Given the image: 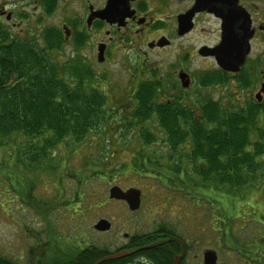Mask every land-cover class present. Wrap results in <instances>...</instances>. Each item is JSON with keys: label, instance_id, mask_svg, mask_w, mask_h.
<instances>
[{"label": "flooded vegetation", "instance_id": "af4514ba", "mask_svg": "<svg viewBox=\"0 0 264 264\" xmlns=\"http://www.w3.org/2000/svg\"><path fill=\"white\" fill-rule=\"evenodd\" d=\"M0 23L5 27L9 25L7 28L14 30L20 38L33 36L35 40H42L44 30L55 33L56 38L61 39L55 40L56 53H62L66 45H73L76 49V41L82 39L84 45L79 48L89 50L93 68L98 64L112 65L121 51L123 57L133 52L139 62L131 63L124 58L123 66L128 68L130 78L126 80L123 95H106L107 101L119 98L120 102L134 105L131 102L139 89L143 87L144 90L146 85L151 92L148 103L177 109L173 115L178 119L179 127L152 129L158 138V142L152 145L156 150L152 161L162 166V170L169 171L166 177H161V173L154 176L166 183L185 185L178 190L190 198L199 182L218 184L233 177L228 169L225 177L223 171H219L221 175L203 174L209 169V162L197 164V135L215 130L214 124L206 120L209 114L205 109L212 102L226 110L256 104L259 105V117L264 119V0H11V3L0 0ZM220 46L223 55L233 54L226 60L243 61L238 72L220 67L210 51ZM172 50L175 51V60L167 66V59L154 60V55H166ZM195 63L200 67L195 69ZM218 74H224L228 79L223 83L204 82L206 77ZM222 88L236 89V101L226 102L223 95L214 97ZM151 117L157 118L158 113L153 111ZM170 134L177 136L173 138ZM208 146H204L205 154L209 153ZM144 162L147 163L146 159ZM198 167L202 169L200 173ZM241 175L247 180L243 189L251 184H264V177L260 174L250 176L247 167H241ZM261 211H264L263 207ZM161 228L155 233L158 236L156 241H163L159 246L170 248L175 260L183 252L180 242L170 240L177 237L186 246L180 264H196L199 257L192 253L190 243L168 227ZM261 231H258L256 242L235 241L243 244L240 250L235 248L241 256L240 264L242 259L246 264H264V251L258 253L259 247H264V226ZM131 240L129 238L118 247L133 249H124ZM222 246L231 245L222 240ZM250 246L256 247L255 256L247 249ZM151 261L144 253L138 262L150 264ZM221 263L227 264L218 257L217 264Z\"/></svg>", "mask_w": 264, "mask_h": 264}, {"label": "rangeland", "instance_id": "374dc122", "mask_svg": "<svg viewBox=\"0 0 264 264\" xmlns=\"http://www.w3.org/2000/svg\"><path fill=\"white\" fill-rule=\"evenodd\" d=\"M7 1L11 3V0ZM29 29L30 25L27 27ZM10 32L16 35L14 30L10 29ZM132 53L123 57L121 51L117 60H111L114 61L112 65H95L94 72L99 75V84L94 82L95 78L89 84L100 88L108 96L123 95L127 87L126 80L130 78V72L123 62L125 59L135 64L139 62ZM174 54L172 50L166 55L157 54L153 57L158 62L167 59V66L175 60ZM55 55L67 68L70 64L80 68L92 66L91 53L85 47L75 49L73 45H66L62 53ZM193 66L196 69L200 64L195 63ZM220 95L225 96L226 102L236 101V89H219L214 97ZM119 100L109 98L107 101V112L113 117L111 122L102 118L99 128L85 138L80 141L68 140L59 145L53 152L55 170L44 168L46 171L39 169L36 172V186L25 202L18 198L20 186L17 183L18 174L23 169L14 165L11 172L7 164L6 173L0 170V255L19 264H39L38 259L32 258L33 252L36 258L39 253L36 248L46 245L51 233L59 239L55 245L57 249L67 251L83 243L115 252L129 238L151 235L164 226L190 243L192 253L199 257L196 264H204L203 254L207 250L216 251L219 260L224 263L240 264L241 256L237 250L243 248V244L237 243V250L231 246L223 247L222 236L225 233L222 228L228 231L231 240H247L248 243L257 241L258 231L264 226V211H261L264 208V184H251L238 191L227 186L228 191L225 184L218 188L216 182H199L190 198L178 190L185 185L166 183L164 179L154 176L155 168L146 162L144 166L140 164L136 157L139 142H131L130 135L123 134L124 128L130 125L126 126L130 117L125 111L131 104ZM6 153V148L0 146L2 159L7 157ZM133 159L137 161L138 166L134 167L138 171H131L127 166L131 165ZM198 159L199 165L201 161ZM166 170H162L161 177L168 175L169 171ZM26 173L28 176L33 175L29 170ZM113 185L123 189H142L140 209L130 212L126 203L108 200ZM67 200H74L78 210L64 206L62 203ZM42 203L49 208L46 209ZM100 219L110 221L111 229L107 232L96 230L94 225ZM230 230L235 233H230ZM234 241L232 243H236ZM255 248L250 246L247 249L254 255ZM44 251L45 248L40 249V252ZM246 263L242 259V264Z\"/></svg>", "mask_w": 264, "mask_h": 264}, {"label": "trees", "instance_id": "16d2710c", "mask_svg": "<svg viewBox=\"0 0 264 264\" xmlns=\"http://www.w3.org/2000/svg\"><path fill=\"white\" fill-rule=\"evenodd\" d=\"M42 36L41 42L32 37L20 38L11 34L10 30L0 23V146L7 150V157L3 159L0 157V170L6 173L7 164L11 172L14 165L23 169L17 177L20 186L18 198L23 202L36 186V172L39 169L46 171L44 168L55 170L53 152L61 143L68 140L80 141L99 128L102 118L109 119L110 122L113 118L107 112V97L103 90L89 84L94 78L96 79L94 82L99 84L97 81L99 75L94 72L93 66L80 68L70 64L68 68L65 67L60 58L56 57L54 50L55 40L60 41V37L57 39L56 34L49 30H44ZM83 41L82 39L76 41V48L83 46ZM227 79L224 74H218L206 77L204 82L223 83ZM149 95L151 92L146 85L144 90L143 87L139 89L131 102L134 105L125 111L130 117L126 126L130 125L124 128L123 134L130 135L131 142H139L140 148L136 151L138 152L136 157L140 164L144 166L146 159L147 163L156 169L155 175L157 173L160 175L163 167L152 161L153 151H156L152 145L158 142L157 135L152 129L155 127L173 129L179 127V123L173 115L177 110H174V106L150 104ZM258 106L255 104L226 110L212 102L211 106L205 109L209 114L206 120L214 124L215 130L213 133L197 135L198 160L205 163L204 165L209 162L210 166L203 174L212 176L223 171L222 175L225 177L228 169L233 177L230 176L229 181H224L231 187L239 186V179L243 178L241 167H247L250 176L260 174L264 177V119L258 115ZM153 111L158 113L157 118L151 117ZM133 126L136 127L133 129ZM170 135L173 138L177 136ZM13 138L14 141L10 142ZM203 142L209 145V153H204L203 149L207 144ZM136 162L133 159L131 165H127L131 171L139 170L134 167L138 166ZM198 169L202 171L200 167ZM26 170L33 172V175L28 176ZM224 181L218 183L217 187L220 188ZM60 201L62 202V199ZM73 201L67 200L62 204L76 211L77 203ZM42 204L46 209L49 208L48 205ZM160 228L153 233L154 235H147V238H144L146 235L135 236L124 249L139 248L156 241L158 236L155 233L159 232ZM163 228L165 227L162 226L161 230ZM222 230L227 234L222 236V240L229 242L232 248H237L238 242L232 243L234 240H231L228 231L225 228ZM49 237L50 241L48 239L46 246L42 244L36 248L37 252L39 249L36 258L33 252L32 258L38 259L39 264H43V259L44 264H96L103 257L114 253L83 243L74 249L64 251L55 246L58 237L53 233ZM262 243L264 244V241ZM41 248H45V251L40 252ZM121 249L123 248L117 247L114 251L118 252ZM263 251L264 247H259L258 253ZM144 253L152 260L150 264H173L174 261V255L167 246L144 249L136 254L144 256ZM133 255L102 264H126L134 260ZM0 264L19 263L0 255Z\"/></svg>", "mask_w": 264, "mask_h": 264}, {"label": "water", "instance_id": "95a60500", "mask_svg": "<svg viewBox=\"0 0 264 264\" xmlns=\"http://www.w3.org/2000/svg\"><path fill=\"white\" fill-rule=\"evenodd\" d=\"M221 47L222 46H220L219 48L215 50H210L212 52L211 54H214L216 56V59L220 67H222L226 71L238 72L240 69V65L243 63V61L235 62L232 60H226L227 58L232 57L233 54L228 55V56L223 55ZM231 50L233 49L231 48ZM101 56H102V53H100V56H99L100 60L102 61ZM109 198L112 200L125 201L128 204V207L131 211H136L141 207V201H142L141 191L140 189L135 188V187H131V188L124 190L117 185L113 186L109 190ZM94 228L98 231H107L111 228V223L106 219H101L94 225ZM170 240L173 242H180L182 245L183 252L180 255H177L174 261V264H180L186 254V246L184 242L177 237H172L170 238ZM162 242L163 241L161 242L157 241V242H154L149 245L142 246L136 249H132V250L125 249V250L119 251L117 253H114V254H111V255H108L102 258L101 260L97 262V264H102L107 261L119 260V259L128 257L144 249H150V248L159 246ZM217 259H218V256L214 250H208L204 254L205 264H216Z\"/></svg>", "mask_w": 264, "mask_h": 264}, {"label": "bare ground", "instance_id": "6f19581e", "mask_svg": "<svg viewBox=\"0 0 264 264\" xmlns=\"http://www.w3.org/2000/svg\"><path fill=\"white\" fill-rule=\"evenodd\" d=\"M245 180L243 179V178H240L239 179V182H240V184H238L239 186L238 187H233L234 189H235V191H238V190H241V189H243V186H244V182ZM226 184V183H225ZM228 185V184H227ZM229 186V185H228ZM131 256V255H130ZM130 256H128V257H130ZM106 257V256H105ZM104 258V257H103ZM133 259L134 260H136L135 262H128V263H126V264H143V263H141V262H138L139 260H140V256L138 255V254H134L133 255ZM101 260V259H100ZM175 261V260H174ZM174 261H173V264H174ZM98 262V261H97ZM97 264V263H96Z\"/></svg>", "mask_w": 264, "mask_h": 264}]
</instances>
